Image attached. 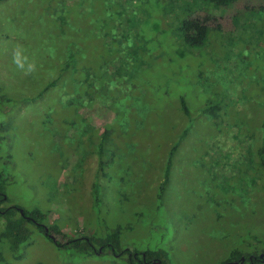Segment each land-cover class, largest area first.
<instances>
[{
  "label": "rangeland",
  "instance_id": "374dc122",
  "mask_svg": "<svg viewBox=\"0 0 264 264\" xmlns=\"http://www.w3.org/2000/svg\"><path fill=\"white\" fill-rule=\"evenodd\" d=\"M105 1L106 9H115L113 0ZM68 3L0 0V184L8 198L3 206L40 209L47 226L73 239H100L121 226L120 249L161 252L166 264H222L234 249L262 250L264 182L243 165L225 171L218 164L221 152L228 154V164L240 162L244 152L226 134L228 124H237L239 138L253 133L260 141L264 136V65H259L264 52L246 59V46L248 74L238 55L218 47L231 46L227 36L221 35L216 45L212 35L186 53L175 47V27L162 21L154 45L159 53L149 57V70L125 84L109 85L105 98L122 89L132 103L147 107L134 109L131 120L122 116L133 129L124 133L113 110L110 121L100 125L98 104L86 106V99L70 104L68 72L49 87L60 76L68 47L60 36L68 24L59 22ZM260 4L232 5L220 22L225 34L233 15L244 17V28L245 21L255 29L264 27V14L250 9ZM17 46L35 62L33 74L26 76L12 64ZM95 55L96 65L100 54ZM210 106L224 118L206 113ZM169 141L176 145L171 157ZM0 253L7 264H127L126 257H85L58 248L36 230L16 253L0 242Z\"/></svg>",
  "mask_w": 264,
  "mask_h": 264
},
{
  "label": "trees",
  "instance_id": "16d2710c",
  "mask_svg": "<svg viewBox=\"0 0 264 264\" xmlns=\"http://www.w3.org/2000/svg\"><path fill=\"white\" fill-rule=\"evenodd\" d=\"M237 1L242 4H250L254 0H113L115 9L112 11L106 9L105 0H69L65 8L67 11L59 20L60 25L68 24L67 28L61 27L60 29V36L65 38L68 47L62 53L64 60L58 68L61 69L60 76L52 80L49 87L58 84L62 73L68 72L69 75L65 76H70L72 83L71 97L69 95L70 104L79 105L83 99L87 101L86 106L98 104V107L103 109L100 118L102 124L99 123L100 125L110 121V111L113 110V119L119 118L121 131L131 132L133 129L130 127V120L133 110H144L147 107L141 105L137 100L132 103L131 96L126 95L122 89L118 90L112 99L105 97L110 91L109 85L114 81L125 84L131 81L132 76L141 77L143 72L149 70L151 65L149 57L156 53L154 45L159 41L160 29H162L159 26L162 21L166 22L168 26L175 27V32L173 31L177 42L175 47L177 46L178 49L186 53H191L192 50L204 46L212 35L215 37L216 45L221 35L227 36L231 46L227 50L222 45L218 47L227 54L238 55L237 57L242 60V70L244 69L249 74L251 61L244 62L243 54L246 46H249L248 49H250L245 53L246 59H254L264 52V49L260 48L264 44V27L257 26L255 29L250 26L251 22L245 21L244 28L242 22L244 17L233 15L228 17L231 28L229 34L226 35L227 32L220 22L221 19L224 20L223 14L229 11V8ZM259 2H261L259 6L250 9L253 13L264 14V0H259ZM240 21L241 25L238 27ZM251 21L255 22V19L251 18ZM245 29H249V31L246 32ZM88 44L91 49L87 47ZM151 44L152 49L150 48ZM86 47L91 51L87 53ZM95 53L100 54L98 58L100 62L96 65L93 61L96 57ZM259 65L263 66L264 64ZM96 93L99 97L98 101ZM180 105L182 110L187 113L188 109L183 99H181ZM205 112L211 113L216 119L225 116V114L219 115V112L211 106L206 108ZM83 113L80 111L79 115L82 116ZM122 116L130 120L125 121ZM228 128L226 134L230 133L233 139L238 142L237 146L243 147L244 152L240 162L231 164H228V154L221 152L219 153L221 161L218 165L225 171L230 165L233 167L243 165L246 169L254 170L257 173V182L261 179L264 182V136L260 141L253 133L245 134L244 137L239 138L236 135L237 124H228ZM103 132H101L103 133L101 142H103L107 131L103 130ZM165 145L169 149L171 157L175 152L176 145L170 141ZM134 147L131 145V148ZM100 148L102 151V146ZM170 165L171 163H168L167 167L169 168ZM1 175L0 173V177ZM252 181L254 182V180ZM7 202L5 188L0 184V242L4 241L7 244L10 253H16L36 230L56 247L74 249L85 257L109 254L113 259L126 257L127 264H166L161 252H131L120 249L123 230L121 226H117L100 239L95 237L68 238L61 235L62 233L57 227L46 225L47 215L40 209L27 210L13 204L3 206ZM94 203L96 205L99 203L97 195ZM19 209H22V215ZM45 227L48 228L49 235H60L66 240L63 242L53 241L46 234ZM262 243L263 249L253 253H246L238 248L232 250L222 264H264V241ZM0 264H7L1 253Z\"/></svg>",
  "mask_w": 264,
  "mask_h": 264
},
{
  "label": "clouds",
  "instance_id": "9594fccd",
  "mask_svg": "<svg viewBox=\"0 0 264 264\" xmlns=\"http://www.w3.org/2000/svg\"><path fill=\"white\" fill-rule=\"evenodd\" d=\"M12 64L17 70L23 72L24 75H31L36 71V64L34 61H30L29 58L24 55L23 49L17 46L12 50Z\"/></svg>",
  "mask_w": 264,
  "mask_h": 264
},
{
  "label": "water",
  "instance_id": "95a60500",
  "mask_svg": "<svg viewBox=\"0 0 264 264\" xmlns=\"http://www.w3.org/2000/svg\"><path fill=\"white\" fill-rule=\"evenodd\" d=\"M19 211H20V213H21V215H22V214H23L22 209H19ZM45 232H46V234L48 233V228H46V227H45ZM49 237H50L53 241L55 240V238H54L53 235H49ZM260 258H262V255H260ZM242 261H244L243 258H242Z\"/></svg>",
  "mask_w": 264,
  "mask_h": 264
},
{
  "label": "flooded vegetation",
  "instance_id": "af4514ba",
  "mask_svg": "<svg viewBox=\"0 0 264 264\" xmlns=\"http://www.w3.org/2000/svg\"><path fill=\"white\" fill-rule=\"evenodd\" d=\"M48 234V233H47ZM49 235V234H48Z\"/></svg>",
  "mask_w": 264,
  "mask_h": 264
}]
</instances>
